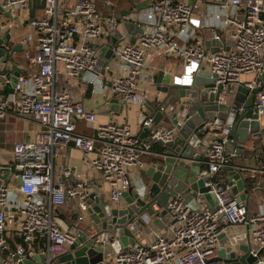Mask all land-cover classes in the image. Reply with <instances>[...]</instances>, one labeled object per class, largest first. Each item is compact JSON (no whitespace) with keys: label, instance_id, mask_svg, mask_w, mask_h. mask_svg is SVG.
Here are the masks:
<instances>
[{"label":"built area","instance_id":"1","mask_svg":"<svg viewBox=\"0 0 264 264\" xmlns=\"http://www.w3.org/2000/svg\"><path fill=\"white\" fill-rule=\"evenodd\" d=\"M36 4L40 6L31 15ZM113 5L111 0H0L2 33L9 31L13 39L19 23L31 31L22 39L25 64L20 61L23 67L14 92L4 90L10 78L1 81L0 119L30 115L38 123L32 139L14 145L9 170L22 183L14 187L0 183V264H19L31 252L48 260L65 253L77 239L71 225L63 226L59 216V208L69 199L76 200L73 225L81 227L88 220L94 191L81 172L70 167L56 171L59 145L72 144L83 152L98 179L109 185L108 200L118 205L131 188L137 187L140 194L147 190L135 173L145 164L143 155L177 134V126H155L153 115L142 122L139 132L127 123L98 122L97 113L61 85V74L143 110L159 100L140 87L153 58L181 61L182 72L174 77L175 83L192 84L200 71H207L215 81L211 91L222 84V103L232 101L230 83L250 90L264 83V0H149L147 7L132 6L126 15L109 11ZM7 11L17 18L6 16ZM19 12L25 20L20 21ZM124 22L135 23L142 32L132 41L125 36L102 70H97L101 49ZM254 106L264 132V87ZM170 108L168 101L161 107L162 111ZM81 124L86 131L79 130ZM145 127L151 131L143 138L140 133ZM230 132L228 125L214 132L205 153L210 175L205 186L217 196V207L193 210L181 195L171 197L166 209L176 221L165 233L158 232L153 218L143 213L141 232L150 241L129 245L103 264H223L216 260L220 236L231 225L248 226L251 252H261L258 261H263L264 206L258 214L250 213L233 193V184L219 176L237 168L233 153H228Z\"/></svg>","mask_w":264,"mask_h":264},{"label":"water","instance_id":"2","mask_svg":"<svg viewBox=\"0 0 264 264\" xmlns=\"http://www.w3.org/2000/svg\"><path fill=\"white\" fill-rule=\"evenodd\" d=\"M135 9L140 10L149 5V0H130ZM194 0H189L192 3ZM132 8L122 9L121 14L130 13ZM3 12L0 10V14ZM13 17L10 11L4 13ZM17 18V16L13 17ZM142 30L133 22L117 25L111 33L110 42L101 49V57L96 69L112 56L113 48L120 45L124 37L131 38V34H140ZM209 45V43H207ZM23 50V44L12 45L9 31L2 33L0 27V86L1 81L11 79L4 90L13 93L14 85L21 74L20 61L15 54ZM11 69L8 70V65ZM149 80L155 82L161 91L165 92L175 103H171L168 111H162L165 100L149 103L147 110L141 115V124L147 116L153 115V124L159 126L162 121L171 126H177V134L171 141H159L163 150L156 152L151 163H145L139 169L140 175L146 180L147 190L140 194L137 187L123 193V206L113 205L104 192L94 193L89 201L88 220L81 227L71 225L77 239L65 253L57 258L48 260L45 255L29 253L28 257L19 264H103L105 259L113 256L130 244L141 243L143 234L141 229L144 221L139 218L147 213L154 223L160 227L164 223H174L166 204L171 197L181 195L193 210L206 207H217V196L209 192L205 182L209 180L207 170H203V158L207 150V137L210 133L221 131L225 125L231 126L230 136L234 151H243L244 144L249 138L261 137L264 132L260 128L257 109L254 106L256 95L263 85L250 90L239 85L228 84V91L232 95L230 103L220 102L222 84L217 86L216 92L211 91L215 86L214 78L202 70L195 76L192 84H176L170 72L159 70L156 75H150ZM173 80V83L171 81ZM161 85H163L161 87ZM108 98V95H105ZM126 103L117 96L110 97L106 103L107 109L121 108ZM151 129L145 127L141 136L148 137ZM9 173L3 175L7 178ZM228 181L233 184V193L242 201L250 194V186L242 171L238 168L227 170ZM19 183L22 179L19 178ZM168 227L162 231L165 233ZM248 226H228L220 236V248L216 260L223 264H264L259 256L251 252L248 242ZM228 241V244L225 243ZM17 258V257H15Z\"/></svg>","mask_w":264,"mask_h":264},{"label":"crops","instance_id":"3","mask_svg":"<svg viewBox=\"0 0 264 264\" xmlns=\"http://www.w3.org/2000/svg\"><path fill=\"white\" fill-rule=\"evenodd\" d=\"M143 1V0H137ZM113 9V10H112ZM109 9V11H114L117 13L116 8ZM31 31L27 29L25 34ZM21 34H16L14 32V37L12 39V45L22 43L23 36ZM136 35H132L128 41L134 40ZM111 39V38H110ZM109 39V41H110ZM25 46H23L24 48ZM15 57L21 61L23 58V51L15 54ZM21 63V62H20ZM20 68L23 67L19 64ZM103 65L101 66L102 69ZM11 69V65H8V70ZM98 70V69H97ZM159 70H165L171 73L172 78L176 75H180L182 72L181 61L171 58H153L149 61V73L147 75V80L140 84V87L150 91L151 96L156 97L159 100H165L168 103H175L170 97L167 96L165 92H162V88H158L155 82L149 80L150 75H156ZM1 75V72H0ZM62 86L67 87L71 92L81 100L84 107L88 110L95 111L97 113V121L100 123H106L109 121L127 123L135 132H139L141 129V115L146 110H143L138 104L125 103L121 108H117L116 111L113 109H107L106 103L109 101L110 97L113 95H108L105 98V94L101 91L93 92L89 87H87L81 81L75 79H68L64 74L59 77ZM173 83V80L171 81ZM181 84V83H176ZM163 85H161L162 87ZM120 99V98H119ZM121 100V99H120ZM155 103V102H152ZM160 126H170L168 122L162 121ZM80 131H86V128L81 124L79 127ZM38 131V123L30 115L21 116L16 114H9L4 118L0 119V183H6L10 186H17L19 183V177L15 171L9 170V165L13 161V150L14 145L18 141L30 140L32 139L36 132ZM89 132H92L88 130ZM143 131V130H142ZM141 131V133H142ZM140 133V136H141ZM214 133H210L207 137L206 145H208L210 137ZM142 137V136H141ZM144 138V137H143ZM153 153H145L143 159L145 163H151L156 152L163 150L160 143L152 149ZM57 157L55 159L56 171L62 173L65 168L70 167L73 170L81 172L87 184L90 186L94 193L102 191L106 194L107 199L109 197V185L104 181H100L96 175V172L88 165L87 160L83 152L74 147L72 144L64 146L59 145L56 149ZM228 153H233L232 158L238 169H240L246 178V181L250 188V194L242 201L247 204L250 213L258 214L263 210L264 206V134L261 137H250L246 144H244L243 151H234L232 148V143L228 147ZM203 158V170H207L208 167L205 163V155ZM9 173L7 178L3 175ZM136 176L141 178L146 182L147 178H143L140 175L139 170L135 171ZM223 181H228L227 171H223L219 174ZM64 178V176H63ZM66 183L70 184V180L67 178ZM124 198L119 204L123 206ZM76 200L69 199L66 204L59 208L60 218L62 225H72L76 221L75 216ZM87 222V221H86ZM84 223L81 225L83 226ZM158 232L164 230V227L169 226L164 223L163 227H160L154 223ZM14 228V224L9 222V227ZM151 237L144 236L141 238V243L146 244L149 242ZM228 244V241L225 243ZM133 246V244H130Z\"/></svg>","mask_w":264,"mask_h":264},{"label":"trees","instance_id":"4","mask_svg":"<svg viewBox=\"0 0 264 264\" xmlns=\"http://www.w3.org/2000/svg\"><path fill=\"white\" fill-rule=\"evenodd\" d=\"M114 3V8L117 9L118 12H120L122 9L131 8L133 4L130 0H111ZM40 4H36L31 10L30 14L35 15L37 8H39ZM117 12V13H118ZM157 145V143L153 146V148Z\"/></svg>","mask_w":264,"mask_h":264},{"label":"rangeland","instance_id":"5","mask_svg":"<svg viewBox=\"0 0 264 264\" xmlns=\"http://www.w3.org/2000/svg\"><path fill=\"white\" fill-rule=\"evenodd\" d=\"M23 13L22 12H19V19H20V21H23L22 19H24L23 17ZM25 20V19H24ZM28 28H24L22 25H21V23H19L18 24V26L16 27V28H14V32L16 33V34H19V32L21 31L22 32V34L20 35L21 37L22 36H24V34H25V31L27 30ZM22 62L25 64V60H22Z\"/></svg>","mask_w":264,"mask_h":264}]
</instances>
